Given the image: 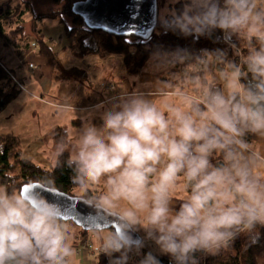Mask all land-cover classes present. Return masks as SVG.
Segmentation results:
<instances>
[{
  "label": "clouds",
  "instance_id": "1",
  "mask_svg": "<svg viewBox=\"0 0 264 264\" xmlns=\"http://www.w3.org/2000/svg\"><path fill=\"white\" fill-rule=\"evenodd\" d=\"M169 3L157 9L159 29L225 47H152V79L81 109L75 142L61 139L52 153L92 209L96 251L109 264H161L158 254L200 264L241 236L246 248L259 244L264 229V152L250 140L264 137V0ZM57 188L50 173L0 181V264L75 258L76 215ZM149 242L155 251L142 253Z\"/></svg>",
  "mask_w": 264,
  "mask_h": 264
},
{
  "label": "crops",
  "instance_id": "2",
  "mask_svg": "<svg viewBox=\"0 0 264 264\" xmlns=\"http://www.w3.org/2000/svg\"><path fill=\"white\" fill-rule=\"evenodd\" d=\"M26 3L30 6L28 9L30 13L26 11L23 15L25 20L23 33L13 34L9 38L0 36V60L21 81L28 82L31 90L28 89L26 92L30 91L31 95L35 96L41 104L50 106L53 114L58 109H62L63 119L55 121L45 131L41 127V130L31 129L27 135L23 136H18L13 132L0 133V136H16L21 143L23 159L30 160L43 168L52 169L54 168L52 153L57 144L55 137L58 128L67 130L68 139L75 142L76 133H73V130H76L81 123L78 118L80 110L99 104L106 97L111 96V92L105 88L109 81L113 79L119 81L120 89L124 91L136 86L137 83L151 80L152 76L145 71L146 65L138 76H130L123 54L93 53L84 57L75 55L68 49L71 40L65 34L64 25L58 19L48 17H37L38 19L35 20L37 15L31 9L32 3L30 1H26ZM27 15H31V32H28ZM40 39H43L46 46L54 51L56 58L60 59H57L58 62L41 52L38 42ZM95 122L99 123L100 121L97 118ZM250 140L257 151L264 152V137L253 136L250 137ZM42 146H49L52 151L47 150V155L36 154L35 151ZM27 148L28 151H26ZM182 188L183 183L181 182L177 184L172 193L177 202L187 195V192ZM96 190L99 192L103 188L97 186ZM75 229H71L73 234L71 240L77 254L70 264H97L99 252L96 249L100 244L97 233L89 234L79 226H75ZM86 238L89 240L87 248L83 243ZM150 250L155 251V246L151 242L142 249V253ZM163 256L169 257L158 254V258ZM139 259L140 257L136 256L129 261V264H137Z\"/></svg>",
  "mask_w": 264,
  "mask_h": 264
},
{
  "label": "trees",
  "instance_id": "3",
  "mask_svg": "<svg viewBox=\"0 0 264 264\" xmlns=\"http://www.w3.org/2000/svg\"><path fill=\"white\" fill-rule=\"evenodd\" d=\"M16 1L15 3V0H0V36L9 38L13 34L20 35L23 33L25 27L23 15L25 8L28 10L30 6L25 1ZM62 1L53 0L55 4H59ZM78 1L81 0H69L64 5V10H54L40 16H35V20L38 19L37 17L58 19L65 27L67 38L71 40L68 49L79 57L93 53L101 55L108 53L123 54L130 76H138L143 71L150 49L157 45H162L165 48H175L177 46L189 47L194 50L225 47L224 44L213 43L211 39L205 37L195 40L193 37H183L172 32L165 33L158 27L146 39L133 35L116 36L102 30L91 29L86 25L83 18L74 11V4ZM168 1L158 0V8L160 9ZM172 6L169 3V7ZM175 7L179 8L180 5L176 4ZM66 17L71 20V23L68 22ZM14 18H18L16 26L9 28L11 27L10 25L7 27L9 20ZM38 42L42 53L56 59V54L46 46L43 39L38 40ZM240 47L243 48V51L246 50V45L243 41L240 42ZM229 55H232L231 50H229ZM20 91V86L0 65V112L17 97ZM55 138L57 143L61 139L67 140V130L58 128ZM45 173L53 175L55 183L58 186L57 189L75 195L73 190L76 187L71 183L72 173L70 169L67 167L63 169H46L30 160L23 159L20 140L14 135L0 136V181L11 183L14 180L17 185H20L24 181H33L36 177L42 176ZM260 231L262 233L260 243L250 248H246V238L244 236L239 237L232 247L234 252L229 256L230 262L227 261L225 264H259L260 258L264 255V229ZM203 257L205 256L200 257V264H204ZM159 259L161 260V264H171L169 257L163 256L159 257ZM217 259V255L211 256L205 264H211L213 261H217ZM97 264H109V258L101 253L97 257Z\"/></svg>",
  "mask_w": 264,
  "mask_h": 264
},
{
  "label": "water",
  "instance_id": "4",
  "mask_svg": "<svg viewBox=\"0 0 264 264\" xmlns=\"http://www.w3.org/2000/svg\"><path fill=\"white\" fill-rule=\"evenodd\" d=\"M158 0H81L74 4V11L86 25L116 36L149 38L157 27ZM29 186L41 185L32 183ZM57 199L64 198L69 211L76 216L71 219L83 230H92V209L80 202L76 195L57 189ZM51 198V197H50Z\"/></svg>",
  "mask_w": 264,
  "mask_h": 264
},
{
  "label": "rangeland",
  "instance_id": "5",
  "mask_svg": "<svg viewBox=\"0 0 264 264\" xmlns=\"http://www.w3.org/2000/svg\"><path fill=\"white\" fill-rule=\"evenodd\" d=\"M19 1V0H18ZM21 1V0H20ZM23 1H30L32 3V11L33 13H36L37 16H40V14H45L46 12L49 13L54 10H64V5L69 2V0H63L59 4H55L53 0H23ZM17 1L15 0V3ZM169 7V1L162 5L160 7V10H163L165 7ZM26 7V6H24ZM30 13L29 10L25 8V12ZM31 15H33L31 13ZM28 16V32H31V19L30 16ZM67 18V17H66ZM23 20V19H22ZM68 22L71 23V20L67 18ZM16 21H18V18H14L12 20H9L7 23V27L11 25V27L16 26ZM241 50L243 51V48L241 47ZM96 54V53H95ZM59 58H56V62H58ZM60 60V59H59ZM8 69H10L8 66H6ZM16 78L20 80V78L16 75ZM89 79V78H88ZM21 81V80H20ZM90 82V80H89ZM21 84L23 87L21 88V93L19 94V97L15 98L13 101H11L1 112H0V133L1 134H7V133H15L18 136L27 135L31 129H38L41 130V127H43V131L46 129H49L52 124L57 122L59 119H63V113L62 109H58V111L52 113V108L50 106H45L41 104V102L33 95H31V92L28 91V89L31 90V88L28 86V82L21 81ZM26 89V90H25ZM56 110V109H55ZM78 128L76 130H73V133H76L77 135ZM32 149V148H30ZM47 150L50 152L52 151L49 146L41 148H38L35 152L38 155H47ZM28 151V148L26 149ZM77 191L76 188H74L73 193L75 194ZM74 223L70 225V230L75 229ZM76 230V229H75ZM92 230H89L88 233L92 234ZM72 231H71V237H72ZM234 251L232 248H229L227 250L222 251L219 255H217L218 259L217 261H213L211 264H225L227 261L230 262L229 256ZM213 255H207L203 257L204 264L207 262L208 258ZM220 260V261H219ZM225 260V261H223ZM219 261V262H218ZM259 264H264V255L260 258Z\"/></svg>",
  "mask_w": 264,
  "mask_h": 264
},
{
  "label": "built area",
  "instance_id": "6",
  "mask_svg": "<svg viewBox=\"0 0 264 264\" xmlns=\"http://www.w3.org/2000/svg\"><path fill=\"white\" fill-rule=\"evenodd\" d=\"M0 65L4 68V70H6V72H8V74L13 78V80H14V81H15L20 87H23V85L21 84V81L18 80V78H16V75L13 74V72H12L10 69H8V68L6 67V65L3 63V61H1V60H0ZM105 88H106L109 92H111V96L116 95L117 93H119V92L121 91V89H120V82L117 81V80H115V79L109 81L108 84L105 85ZM83 243H84V246L87 248V247H88V244H89V240L86 238V239L84 240Z\"/></svg>",
  "mask_w": 264,
  "mask_h": 264
}]
</instances>
